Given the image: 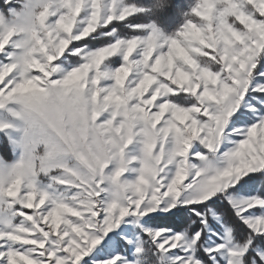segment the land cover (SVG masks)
<instances>
[{
	"label": "snow or ice",
	"instance_id": "snow-or-ice-1",
	"mask_svg": "<svg viewBox=\"0 0 264 264\" xmlns=\"http://www.w3.org/2000/svg\"><path fill=\"white\" fill-rule=\"evenodd\" d=\"M0 264H264V0H0Z\"/></svg>",
	"mask_w": 264,
	"mask_h": 264
},
{
	"label": "trees",
	"instance_id": "trees-1",
	"mask_svg": "<svg viewBox=\"0 0 264 264\" xmlns=\"http://www.w3.org/2000/svg\"><path fill=\"white\" fill-rule=\"evenodd\" d=\"M177 2L181 3V7L184 8L188 0H177ZM181 22L182 19L179 16L174 17L172 21V27H178ZM8 158L11 159L10 156Z\"/></svg>",
	"mask_w": 264,
	"mask_h": 264
},
{
	"label": "rangeland",
	"instance_id": "rangeland-1",
	"mask_svg": "<svg viewBox=\"0 0 264 264\" xmlns=\"http://www.w3.org/2000/svg\"><path fill=\"white\" fill-rule=\"evenodd\" d=\"M182 23V22H181Z\"/></svg>",
	"mask_w": 264,
	"mask_h": 264
}]
</instances>
